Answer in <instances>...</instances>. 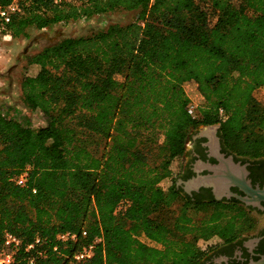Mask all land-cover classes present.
Masks as SVG:
<instances>
[{
    "label": "trees",
    "instance_id": "trees-1",
    "mask_svg": "<svg viewBox=\"0 0 264 264\" xmlns=\"http://www.w3.org/2000/svg\"><path fill=\"white\" fill-rule=\"evenodd\" d=\"M14 1L0 24L11 37L117 8L137 15L29 57L40 69L22 78L21 99L44 125L0 106V251L7 231L20 240L14 264H202L252 229L236 202L184 194L175 185L182 161L176 173L171 163L194 129L216 122L230 149L264 155V106L253 95L264 89V0ZM186 81L202 96L193 115ZM96 141L99 153L86 147ZM66 230L77 238H56ZM96 236L93 255L73 260ZM213 236L217 244L199 245Z\"/></svg>",
    "mask_w": 264,
    "mask_h": 264
},
{
    "label": "flooded vegetation",
    "instance_id": "flooded-vegetation-1",
    "mask_svg": "<svg viewBox=\"0 0 264 264\" xmlns=\"http://www.w3.org/2000/svg\"><path fill=\"white\" fill-rule=\"evenodd\" d=\"M205 125H213L206 128L207 131H210V134L206 136L199 132V127ZM219 128L220 124L216 122L199 125L192 131L185 147L175 185L191 199L205 201L213 198L226 203L236 202L256 216L258 225L253 232L241 235L231 242L219 243L207 254L202 263L249 264L264 257V198L260 199L257 204H253L245 203L235 195L251 198V194L241 186H248L250 189L264 187V155L252 156L233 151L221 139ZM220 173H231L238 182V184L227 185V191L230 194L224 191L218 199H215L209 185H200L197 189L189 191L184 188V181L196 175ZM260 264H264V262Z\"/></svg>",
    "mask_w": 264,
    "mask_h": 264
},
{
    "label": "rangeland",
    "instance_id": "rangeland-1",
    "mask_svg": "<svg viewBox=\"0 0 264 264\" xmlns=\"http://www.w3.org/2000/svg\"><path fill=\"white\" fill-rule=\"evenodd\" d=\"M137 10H124L121 8L113 9L103 14L92 15L88 18L78 20H69L66 22L56 23L43 29L27 28L26 36L19 35L11 37L10 35L0 34V106L7 107L8 113L16 117L20 122L29 124L32 128H37L45 124L44 116L37 109L32 110L27 107L21 99V80L26 75H36L39 72V66L29 63V57L44 46L55 43L62 37L66 36H86L92 31L106 28L109 24L125 25L136 18ZM186 95L190 100L198 105L202 101V96L198 92L196 83L186 81L182 84ZM255 99L264 106V89L256 88L253 91ZM78 118H72V125L77 124ZM199 132L204 128L199 127ZM93 141V137H91ZM97 142V141H96ZM102 142L87 144L90 150L98 151L102 148ZM188 142H186L187 146ZM166 156V155H165ZM161 162L167 160L166 157ZM182 158L174 159L171 163L173 173H176L179 162ZM160 162V163H161ZM162 164V163H161ZM171 183L170 177L163 178L159 185L167 188ZM253 220V227L245 231L242 235L249 234L257 228L256 216L249 212ZM198 219L201 216L193 215ZM142 239V235L138 236ZM217 236L210 237L207 241L199 240L198 243L202 248L208 245H215L219 242Z\"/></svg>",
    "mask_w": 264,
    "mask_h": 264
},
{
    "label": "built area",
    "instance_id": "built-area-1",
    "mask_svg": "<svg viewBox=\"0 0 264 264\" xmlns=\"http://www.w3.org/2000/svg\"><path fill=\"white\" fill-rule=\"evenodd\" d=\"M62 0H53V2L57 3ZM16 10V4L14 0H11L7 4H0V24L8 22L10 20L11 14ZM195 83V82H194ZM190 99V98H189ZM196 104H194L191 100L187 106V111L190 114H195L196 112ZM27 175V170L24 169L16 178V183L22 184L24 183ZM81 234H85V231H82ZM4 249L0 251V264H14L13 257V249L16 247L20 240L15 235L10 232H4ZM56 238L61 241L67 240H75L77 238V233L73 231H61L57 233ZM102 240L101 236H96L92 241L83 244L79 249H77L72 254V259L75 261H81L90 258L93 255L95 243L100 242ZM39 241V237H35L33 243H29L26 246V249H29L33 246L35 242ZM32 259H29L31 262Z\"/></svg>",
    "mask_w": 264,
    "mask_h": 264
},
{
    "label": "water",
    "instance_id": "water-1",
    "mask_svg": "<svg viewBox=\"0 0 264 264\" xmlns=\"http://www.w3.org/2000/svg\"><path fill=\"white\" fill-rule=\"evenodd\" d=\"M213 125H205L203 126L205 129L200 131L203 135L210 134V131H207L206 128H210ZM215 141V139H214ZM180 182V180H178ZM228 184H238L235 177L231 173H225V174H204V175H196L192 177L191 179L184 181V188L186 191H189L190 189H197L200 185H209L212 188L214 198L218 199L221 193L224 191L227 194H230L227 191V185ZM246 192L251 194V198L245 197V196H239L235 195L238 199L242 200L245 203H253L257 204L260 199L264 198V187L263 188H256V189H250L248 186H241ZM264 262V257L260 258L259 260L255 262H251L249 264H260Z\"/></svg>",
    "mask_w": 264,
    "mask_h": 264
}]
</instances>
